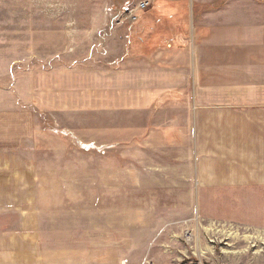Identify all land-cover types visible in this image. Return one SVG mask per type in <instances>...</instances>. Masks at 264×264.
<instances>
[{"label": "rangeland", "instance_id": "374dc122", "mask_svg": "<svg viewBox=\"0 0 264 264\" xmlns=\"http://www.w3.org/2000/svg\"><path fill=\"white\" fill-rule=\"evenodd\" d=\"M158 1L0 0V112L33 115L22 145L35 175L0 214V264H264L263 197L198 190L177 100L151 94L131 116V42ZM165 1L185 14L226 2ZM231 1L250 23L264 3ZM142 2L140 25L122 23Z\"/></svg>", "mask_w": 264, "mask_h": 264}, {"label": "crops", "instance_id": "0c3cea01", "mask_svg": "<svg viewBox=\"0 0 264 264\" xmlns=\"http://www.w3.org/2000/svg\"><path fill=\"white\" fill-rule=\"evenodd\" d=\"M234 4L226 0L209 12L162 14L158 36L165 40L160 43L153 41L159 15L143 13L147 28L140 26L139 32L146 30L147 38L131 42L137 55L126 67L131 116L148 113L144 100L151 94L155 100L171 94L178 102L173 123L185 138L180 145L188 148L198 190L214 195L247 191L263 197L264 213V3L256 5L254 23L250 7L234 13ZM27 116L33 115L0 112V214L11 197L33 193L27 180L35 182V175L25 171L22 145L34 133Z\"/></svg>", "mask_w": 264, "mask_h": 264}, {"label": "trees", "instance_id": "16d2710c", "mask_svg": "<svg viewBox=\"0 0 264 264\" xmlns=\"http://www.w3.org/2000/svg\"><path fill=\"white\" fill-rule=\"evenodd\" d=\"M159 2V6L157 7V8H154L153 7V9L150 11L149 10V12H147V13H154V14H158L159 15V18H158V20H157V28H158V30L157 31H155L153 34H154V36L155 35H157L156 36V38L154 39V36H153V41H154V43H160L161 42V40H165L164 38L165 37H161L160 35L158 36V34H161L162 33V31H163V29H162V25L161 24H159V22H160V18L162 17L161 15L162 14H171V15H176L177 13H178V11H174V9H173V4H172V2H167V1H165V0H159L158 1ZM158 2H157V4H158ZM180 5V4H179ZM178 5V6H179ZM179 12H181V13H186L185 11H182V9L181 10H179ZM152 34V35H153ZM153 41H151V42H153Z\"/></svg>", "mask_w": 264, "mask_h": 264}, {"label": "built area", "instance_id": "2783aa9c", "mask_svg": "<svg viewBox=\"0 0 264 264\" xmlns=\"http://www.w3.org/2000/svg\"><path fill=\"white\" fill-rule=\"evenodd\" d=\"M127 8L124 11L123 16L125 17L122 19V23H131L133 25H137L139 22V14L146 11L149 6V2H142L141 5L135 7H130L129 4H126Z\"/></svg>", "mask_w": 264, "mask_h": 264}]
</instances>
